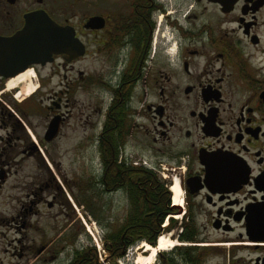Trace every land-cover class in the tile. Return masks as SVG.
<instances>
[{"label":"flooded vegetation","instance_id":"1","mask_svg":"<svg viewBox=\"0 0 264 264\" xmlns=\"http://www.w3.org/2000/svg\"><path fill=\"white\" fill-rule=\"evenodd\" d=\"M17 2L0 0V54L11 60L13 47L1 39L21 29L33 10L72 25L80 39L86 32L95 38L81 39L85 53L72 61L54 55L22 70L0 65V195L10 197L0 210V234L15 233L14 249L30 241L38 256L45 248L40 242L56 238V213L50 211L71 217L67 195L75 189L68 172L59 170L67 153H56L69 139L80 152L95 148V168L78 179V188L97 191L101 209L121 206L127 212L130 183L142 188L150 204L145 185L151 188L154 172L170 213L182 212L170 227L180 247L205 249L201 264L211 255L221 258L216 264H264V0H119L114 10L89 15L81 26L59 20L44 0L23 13H5ZM91 16H101L103 26L86 27ZM90 44L101 63L95 74L75 67ZM56 64L71 76L65 74L63 90L44 103L40 68L51 67L46 76L52 77ZM29 70V81L10 85ZM72 73L81 80L78 87L90 90L78 104ZM29 85L35 90L25 95ZM73 124L83 133L72 136ZM208 157L211 166L202 163ZM211 170L219 178H209L208 186L204 179ZM175 178L181 206L172 202ZM41 215L51 227L40 233ZM207 227L220 233L204 246L211 242Z\"/></svg>","mask_w":264,"mask_h":264},{"label":"rangeland","instance_id":"2","mask_svg":"<svg viewBox=\"0 0 264 264\" xmlns=\"http://www.w3.org/2000/svg\"><path fill=\"white\" fill-rule=\"evenodd\" d=\"M35 0H18L17 5L14 7H9L8 11L5 13H23L24 9L32 5V3ZM119 1V0H118ZM118 1L116 0H44V5L48 8V11L51 13H55L59 20H65L72 19V22H75L73 24L77 26H81V21L92 14L97 13H105V11H112L117 7ZM6 8H4L5 10ZM81 39L88 43V38L92 40L95 37L86 33H82L80 35ZM94 50V47L92 44L89 46V52L88 55L81 61H78L75 64L76 68L84 69V71H89L93 74L97 73L98 68L100 67L101 63L100 61H97L95 56H92V51ZM95 57V58H94ZM40 68V73L44 75V87L42 93H46L45 97H43V102H47V98L49 97V94H53L58 92L60 90H63L65 86L66 78H64V75H67V78L71 76V74L64 70L61 66L56 64L55 67V74L52 77L46 76V74H50V68ZM72 76L76 83L77 87H75L73 83V87H75V91L73 92V100L76 101V103L83 102L87 99L88 91L81 87H78L79 76L76 73H72ZM42 77L39 76V81H41ZM37 84V83H36ZM95 90V88H93ZM43 102L41 104H43ZM73 128H76V134L73 132L76 129L71 130L72 136H79L82 134V128L79 127L77 124L72 125ZM95 148L92 146H88L86 151L82 150L80 152L79 146L74 144L73 140L66 139L62 142H60L59 149L56 153L58 154H65L67 153V156L64 157L61 162L60 166L61 169L66 170L68 173V179L71 180V185L73 186V189H77L80 184L78 179H81L80 177L89 173L92 174L90 171L91 169L95 168L96 160H95ZM63 172V171H62ZM163 172V170L161 171ZM166 173H164L165 175ZM161 177V176H160ZM78 190V189H77ZM77 190L69 192L68 201L70 197L69 203L71 204L70 208V214L71 217L67 216L66 218L58 214L59 209L55 208V210H51V213H56V224H55V235L54 240L51 241H42L40 242V250L41 253L37 256L34 255L32 252L33 248L30 243V241H21V243L18 244V246L14 249V245L12 246L11 239L15 236V233H13L12 230L5 231L0 234V264H67V262L70 260L72 256V252L75 249H80L86 246L95 247L97 252V261L99 264H110L108 262V254L105 249H103V237L104 233L109 230L113 229L112 226L106 225L107 222H104L101 226L99 223L95 222L93 218L90 220H87V217L85 214L87 213L85 211V207L81 206L79 204V196L81 194ZM6 192V191H5ZM4 192V193H5ZM74 195L77 198H74ZM114 198L121 199V195L114 196ZM10 197L9 194L0 195V210L5 211V208L7 207V203L9 204ZM76 205H75V204ZM5 204V205H4ZM125 203L122 202L121 205H124ZM126 208L119 206L118 208L114 209H108V208H99L98 217L106 219L107 221L114 220L115 222H118L119 219L124 217ZM174 214V216H173ZM181 213H169L164 217L163 223L161 224V232L160 236H167L171 239H175L179 244L181 243L178 241L175 237L177 236L176 233H174L170 227L174 224H176L177 220L180 221ZM176 215L178 217H176ZM65 218V219H64ZM206 217H201L200 221L205 219ZM40 223V233L41 228L45 227H51V225H48L46 221H43V215H41L39 218ZM37 233V231H35ZM206 233L211 234L210 241L211 242H204V246L210 245L211 243H214L215 240L213 238L219 237L218 231L213 230L212 228L207 227ZM30 234H34L30 230ZM3 235V236H2ZM141 243H144V241H141L129 248H127L124 251V255L121 259H118L117 264H136V260L139 254H142V250L139 249ZM24 245H29L30 248L28 250H20V248ZM37 244L35 243V247ZM171 248H168L166 250L159 251L153 260L152 264H161V258L158 256V254L161 252H169L170 250H173ZM21 253V254H20ZM28 253V254H27ZM33 253V254H32ZM199 253V252H198ZM144 254V252H143ZM51 255H54L55 257H51ZM108 256V258H106ZM218 256L211 255L210 258L207 259V262L205 264H216V262L219 261ZM203 261V260H202Z\"/></svg>","mask_w":264,"mask_h":264},{"label":"trees","instance_id":"3","mask_svg":"<svg viewBox=\"0 0 264 264\" xmlns=\"http://www.w3.org/2000/svg\"><path fill=\"white\" fill-rule=\"evenodd\" d=\"M150 179L151 188L148 187V184L145 185L148 188L150 204L144 199L142 188L139 190L137 184L133 185L130 183L131 189H134L133 192H129L132 203L127 212H125V218L120 223L98 217L97 214L100 207L97 204V191L89 189L83 193V190L75 189L79 192L77 194H81L78 200L79 204L86 208L85 211L87 213L85 216L89 219L93 218L101 226L104 222H107L106 225L113 227V229L107 230L103 237V249L107 251L109 258L108 256L106 258H108L107 260L110 264H117L118 259L123 257L127 248L141 241L155 244L152 242L155 241L156 236L161 232V224L164 217L172 210L169 203L163 201L165 196L162 193L165 189L157 186L158 176L152 172ZM160 197L162 198L161 200H159ZM74 198L77 201L75 195ZM189 232L193 234V229L189 230ZM180 238L187 240L188 237L181 236ZM205 253L206 250L200 247L198 249H190L176 246L169 252L159 253L158 256L161 258V264H201ZM196 256H198V259ZM67 264H99L95 247L86 246L75 249Z\"/></svg>","mask_w":264,"mask_h":264},{"label":"water","instance_id":"4","mask_svg":"<svg viewBox=\"0 0 264 264\" xmlns=\"http://www.w3.org/2000/svg\"><path fill=\"white\" fill-rule=\"evenodd\" d=\"M14 3L15 0H8ZM25 22L13 36L1 39V42L7 41L11 44L15 53L14 59L0 54V65L6 66L14 63L17 70L26 68L29 64L42 63L53 59L54 55H60L67 61L79 58L85 53V45L79 37L76 36L75 28L70 24H59L52 19L44 9L33 10L24 15ZM104 20L101 16H91L88 18L85 26L88 28H98L103 26ZM8 50V49H5ZM210 162L202 158V163ZM209 178L218 180L216 171L206 174L204 182L209 186Z\"/></svg>","mask_w":264,"mask_h":264},{"label":"bare ground","instance_id":"5","mask_svg":"<svg viewBox=\"0 0 264 264\" xmlns=\"http://www.w3.org/2000/svg\"><path fill=\"white\" fill-rule=\"evenodd\" d=\"M33 74L32 72L26 71L21 74H19L17 77L10 80V85H16V84H22L26 83V81H29L30 78H32ZM35 90V85H29L25 90V95L30 94ZM171 191H172V202L174 205L181 206V195H182V189L179 185V180L177 178L174 179L173 185H171ZM176 217H178L176 215ZM176 245H179L178 242L175 239H171L167 236H160L158 238V242L156 246H150L148 243H141L139 249L142 250V254H139L136 260V264H152L153 260L155 258V255L162 250H166L171 247H175ZM144 252V254H143Z\"/></svg>","mask_w":264,"mask_h":264}]
</instances>
